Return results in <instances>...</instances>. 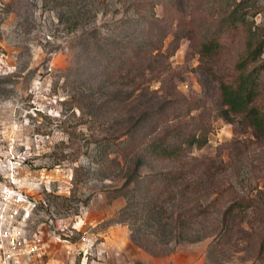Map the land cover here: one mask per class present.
Masks as SVG:
<instances>
[{"label": "rangeland", "instance_id": "374dc122", "mask_svg": "<svg viewBox=\"0 0 264 264\" xmlns=\"http://www.w3.org/2000/svg\"><path fill=\"white\" fill-rule=\"evenodd\" d=\"M259 40L264 0H0V182L42 239L19 264H264V130L218 113Z\"/></svg>", "mask_w": 264, "mask_h": 264}, {"label": "trees", "instance_id": "16d2710c", "mask_svg": "<svg viewBox=\"0 0 264 264\" xmlns=\"http://www.w3.org/2000/svg\"><path fill=\"white\" fill-rule=\"evenodd\" d=\"M219 45V42L212 38L203 44L202 52L208 54L216 51ZM136 51H131V54L133 55ZM263 54L264 42L262 40L249 45L246 55L237 62V76L231 81L220 80L218 113L227 121L233 122L237 116H241L252 127L264 130V110L257 104L261 94V76L264 70V59H261ZM154 110H146V113ZM177 136L179 137L178 134L173 137L176 139ZM182 139L189 146L194 144L202 146L206 141L203 140L204 137L201 138L194 133L184 135ZM149 146L151 153L161 158L179 155L178 152L182 149L180 143H173L167 135L152 141Z\"/></svg>", "mask_w": 264, "mask_h": 264}, {"label": "built area", "instance_id": "2783aa9c", "mask_svg": "<svg viewBox=\"0 0 264 264\" xmlns=\"http://www.w3.org/2000/svg\"><path fill=\"white\" fill-rule=\"evenodd\" d=\"M35 207V198L16 182H0V264H19L23 253L42 249L38 234L29 243L23 228Z\"/></svg>", "mask_w": 264, "mask_h": 264}]
</instances>
